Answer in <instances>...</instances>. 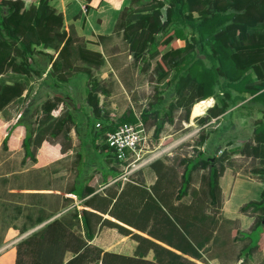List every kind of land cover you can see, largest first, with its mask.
Returning a JSON list of instances; mask_svg holds the SVG:
<instances>
[{
	"label": "trees",
	"instance_id": "obj_1",
	"mask_svg": "<svg viewBox=\"0 0 264 264\" xmlns=\"http://www.w3.org/2000/svg\"><path fill=\"white\" fill-rule=\"evenodd\" d=\"M50 1L29 0L26 4L25 0H0V75L10 70L20 74L31 72L39 76L42 69L37 66L35 56L43 55L49 65V74L54 79V90H57L53 102L61 101L68 107L49 131L50 135L56 136L66 122L71 121L82 144L89 142L95 152L104 153L109 167L103 173L102 181L107 182L110 180L109 175L116 177L121 170L113 151L105 142L106 133L120 123L136 121L137 117L131 110L118 119L105 113L100 105L99 94L107 96L108 90L93 78L91 70V67L103 63V54L88 48L84 39L73 29L64 28L62 13ZM115 31L121 32L122 39L127 42L140 69H153L157 78L170 83L178 95L192 88L194 99L185 106L186 118L189 117L190 108L192 113L197 103L212 100L210 97H216L217 100L207 107L204 114L197 116V120L216 118L221 123V119L228 116L229 109L237 101H241L242 107L260 105L263 118L255 122L253 136L246 139L238 151L246 156L264 158V0H129L120 11ZM98 38L102 42L105 36L99 35ZM179 38L184 39V45L179 43ZM47 47H52L55 54L43 49ZM46 82V79L42 80L43 84ZM67 82L68 85L76 82L73 87L81 84L79 88L85 96L84 105L77 103L72 96L75 89L65 91L59 87L60 83ZM24 90L25 86L19 80L11 83L0 81V109L20 97ZM164 92L165 89H156L155 99L140 113L143 121L153 115V134L156 137L164 122L172 120L171 109L176 104L170 102L164 106ZM36 94L25 95V104L15 122L25 127L22 141L25 155L22 162L27 157L33 158L30 147L35 131L31 116ZM177 102L179 105L180 101ZM52 105L51 100H47L42 109L46 113ZM83 122L86 127L84 135L80 133ZM12 127L2 139V147L5 149ZM204 138L205 135L202 141ZM82 154L81 151L77 153L80 161ZM225 155L224 150L218 157L199 150L195 156L182 159L185 165L178 198L188 193L193 170L207 168L209 197L213 203L217 202L222 194L218 178L225 168ZM81 168L79 165L80 174ZM254 172L262 176L258 179L264 181V162ZM93 191L94 187L75 182L71 192L84 197ZM239 211L253 217L247 231L236 229L233 236V243L238 240L243 242L235 257V261L242 264L252 252L264 250V186L259 198L244 202ZM78 216L90 240L91 224L87 210L80 209ZM164 217V221L171 225L168 227L169 232L158 235L148 230L147 234L170 247L138 233L137 237L149 242L154 255L166 252L171 264L173 259L177 264H202L188 258H200L198 249L204 243L200 241L196 245L192 241L188 235L190 223L182 228L175 219H170L166 214ZM223 219L233 221L226 217ZM107 253L110 252L100 251L102 258L95 264H105L103 256ZM15 264H18V258Z\"/></svg>",
	"mask_w": 264,
	"mask_h": 264
},
{
	"label": "rangeland",
	"instance_id": "obj_2",
	"mask_svg": "<svg viewBox=\"0 0 264 264\" xmlns=\"http://www.w3.org/2000/svg\"><path fill=\"white\" fill-rule=\"evenodd\" d=\"M185 34H187L186 30ZM179 43L184 45V39L179 38ZM102 44L104 61L98 67H91V70L93 78L100 82L101 87L108 90L107 96L99 94L100 105L105 113L118 119L120 115L131 110L136 117H140L141 110L147 108L155 99L156 89H165L164 106L170 102L176 103L171 109L172 120L164 122L157 137L153 134V115L144 120L148 141L138 160L140 167L128 175L130 179H119L110 186L104 185L97 170L100 162L103 163L105 170L108 169L104 153L95 152L89 142L82 144L71 121L68 120L56 136L50 135L49 131L68 107L61 101L53 102L57 91L54 90L56 88L53 85L54 79L49 74L47 60L43 55L36 54L37 66L42 69L39 76L31 72L23 75L10 70L0 76L1 81L5 79L14 81L18 77H21L23 83L33 80L31 87L39 89L31 116L37 145L31 147V152L39 155L41 149L43 155L41 157L50 158L58 152V149L67 150L70 154L64 161L71 177L75 174L71 169L78 151L83 152L84 155L96 154L97 159L92 160L91 157L88 160L86 166L88 168L84 175L81 168V176L88 177L96 173L98 177L95 183L98 190L91 201L101 211L97 212L96 217L90 215V220L95 221L91 223L90 232L95 236V241L111 249L110 253L103 256L105 264H171L166 252H160L158 256L154 255V251L149 248V242L137 237L138 233L163 244L147 232L153 230L158 235L169 232L168 227L170 228L171 225L164 221L166 220L164 214L170 219H175L177 225L182 228L190 223L188 235L192 241L196 245L200 241L204 242L198 249L201 257L188 258L202 264H235V257L243 244L239 240L232 242L238 229L237 220L223 219L225 218L221 210L223 194L215 203L210 200L207 168L193 170L188 193L178 198L177 193L185 165L182 159L195 156L199 150L209 156L218 157L224 150L226 151L225 168H231L235 176L262 177L255 173L254 169L262 165L264 158L246 156L238 151L242 143L253 136L255 122L263 118L260 105L242 107L241 101H237V104L229 109L228 116L221 119V123L216 118L207 121L197 120V116L217 100L213 97L212 100H204L206 103L209 101V104L201 111L196 109L200 102L192 108V113L190 108L189 117L186 118L185 106L194 99V91L191 87L187 88L183 95H178L171 88L170 83L157 78L153 69H140L139 62L134 61L120 31L102 39ZM43 49L55 54L52 47ZM43 79L47 80L45 84L42 83ZM75 84L60 83L59 87L65 91L75 89L72 96L77 103L84 105L86 101L84 94L80 92L81 84L73 87ZM22 99L24 97L15 98L4 106L6 111L4 119L0 118V247L16 240L18 264H95L102 258L100 254L102 249L88 243L86 230L74 210H68L60 216L63 222L60 220L58 223L43 224L41 219L44 215L40 213L38 206L15 202L14 199L9 198L10 176L6 173L11 168L16 169L18 163L13 156L9 157L8 152L2 154L1 138L4 123L6 124L9 119L19 118L23 106ZM47 100H51L54 105L45 113L42 107ZM178 100L179 105H177ZM84 122L80 130L83 135L86 130ZM70 135L73 139H69ZM41 141L45 143L39 148L38 144ZM8 145L15 149L12 140H9ZM149 158L150 160L142 161ZM119 167L121 174L123 168L121 165ZM109 176L110 179L115 178ZM116 177L120 176L116 175ZM13 231L14 234H10ZM6 234H9L7 238H5ZM78 248L82 250L76 251ZM173 264H177L175 259ZM242 264H264V250L254 251Z\"/></svg>",
	"mask_w": 264,
	"mask_h": 264
},
{
	"label": "crops",
	"instance_id": "obj_3",
	"mask_svg": "<svg viewBox=\"0 0 264 264\" xmlns=\"http://www.w3.org/2000/svg\"><path fill=\"white\" fill-rule=\"evenodd\" d=\"M25 1L26 4L29 3V0ZM128 2L129 0L50 1V3L57 9V11L62 13L64 28H66L67 30L73 29L79 36L84 39L85 44L88 48L98 50L100 52H102L101 47H103V44L99 40L98 36H112V34L116 32L115 28L120 11L124 6L128 4ZM16 80H19L21 82L23 81L21 77H18V79ZM5 81L10 83L12 82L8 79H5ZM23 84L25 86V90L20 97H24V99H22L24 105L25 95L27 94L29 96L33 95L35 92L38 93L39 89L38 87H31L33 85V80H29V82H25ZM4 108L0 109L1 119H4V114L6 112ZM204 113L205 112H203L202 114ZM16 121V119H9L6 124L4 123L3 137L1 138L3 139L7 134L8 129L13 126L7 140V148L5 149L2 147L3 150L1 149L3 151L2 154H6L8 152L7 154L9 155V157L11 158V156H13L18 163L16 169L11 168L10 170H8V173H6L10 176L8 192L9 194H11V196L9 198L14 199L15 202H23L25 204L30 203L32 206H38L37 208H40L41 210L40 213L44 215L41 219V222H43V224L50 222H60V216L66 213L68 210H74L79 215L80 209L82 208H85L87 210L90 224L95 223L94 220H90V217L93 215L96 217L97 212H100L101 210L94 205L93 201H91V198L96 194L98 190L95 187V183L98 177L95 175L96 173L88 177L81 176L78 171V166H82V174L84 175L85 171L88 168H86L88 160H90L91 157L92 160L95 159L96 154L93 153L91 156L88 154H82L81 161L76 154V161H74L73 168L71 169L75 173L73 177H71V174L67 172L66 163L64 161L70 154L67 150L61 151L60 149H58V152L56 154H53V156H51L50 158H43L41 157L43 155L42 150L40 149V151L38 152L39 155L32 153L33 158L27 157L25 158V161L22 162V159L25 155V150L22 146L25 127L22 124L16 125ZM71 138L72 137L70 135L69 139ZM9 140H12L15 143V149L8 145ZM35 140L36 139L34 134L31 140V147L33 145H37V143H35ZM39 143V148H41L45 142L41 141ZM99 164L100 165L97 166V170L99 171L102 178V175L103 173H106V170L103 163L100 162ZM108 167L109 165L107 166V168ZM111 179L107 182H102L104 183V185L110 186L111 184H113V182L115 183V181H112L113 179ZM75 182H77L79 185L87 184L94 187L93 193L88 194L84 197H79L77 194L72 193L71 191H73V185ZM218 182L224 197L221 207L223 216L227 219L237 220L238 229L247 231L253 222V217L246 213L240 212L239 207L241 204L250 199L259 198L260 191L264 186V181L258 178H239L234 175L231 168L226 167L224 173L220 174ZM86 199H88V202L86 201ZM61 222L63 221L61 220ZM14 232L15 231L10 234H14ZM83 232H85V230H83ZM90 234L92 235L91 241L88 239V233L85 232L86 240H88V243L99 247L100 249H102V251L110 252L111 249H109V247L105 246V244L101 242L95 241V236L91 232ZM8 235L9 234H6L5 238H7ZM15 242L16 240L0 247V264L16 263ZM163 244L166 245L165 243ZM234 263L239 264V261H234Z\"/></svg>",
	"mask_w": 264,
	"mask_h": 264
},
{
	"label": "built area",
	"instance_id": "obj_4",
	"mask_svg": "<svg viewBox=\"0 0 264 264\" xmlns=\"http://www.w3.org/2000/svg\"><path fill=\"white\" fill-rule=\"evenodd\" d=\"M147 141L145 124L140 117H137L134 122L120 123L114 130L106 133L105 142L123 168L122 173L119 174L120 177H115L112 181L130 179L128 175L140 167L138 160L144 152V147H147ZM147 160L150 158L142 161Z\"/></svg>",
	"mask_w": 264,
	"mask_h": 264
},
{
	"label": "bare ground",
	"instance_id": "obj_5",
	"mask_svg": "<svg viewBox=\"0 0 264 264\" xmlns=\"http://www.w3.org/2000/svg\"><path fill=\"white\" fill-rule=\"evenodd\" d=\"M208 104H209V101H208L207 103H206L205 101H204V102H200V103L197 105L196 109L201 111L203 108H206V106H207ZM197 110H196V111H197ZM201 113H202V112H201ZM201 113H200V114H201Z\"/></svg>",
	"mask_w": 264,
	"mask_h": 264
}]
</instances>
